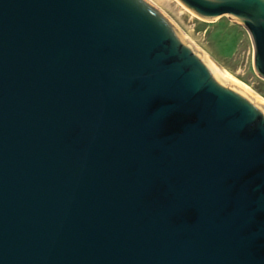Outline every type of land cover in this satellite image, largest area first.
<instances>
[{
    "label": "water",
    "instance_id": "95a60500",
    "mask_svg": "<svg viewBox=\"0 0 264 264\" xmlns=\"http://www.w3.org/2000/svg\"><path fill=\"white\" fill-rule=\"evenodd\" d=\"M179 1L264 79V0ZM0 264H264V104L142 0H0Z\"/></svg>",
    "mask_w": 264,
    "mask_h": 264
},
{
    "label": "rangeland",
    "instance_id": "374dc122",
    "mask_svg": "<svg viewBox=\"0 0 264 264\" xmlns=\"http://www.w3.org/2000/svg\"><path fill=\"white\" fill-rule=\"evenodd\" d=\"M171 5L172 9L167 11L169 17L183 30L191 32L197 44L209 49L230 74L264 98V79L254 67V46L249 31L228 16L209 23L186 7L196 16L191 18L175 1Z\"/></svg>",
    "mask_w": 264,
    "mask_h": 264
},
{
    "label": "bare ground",
    "instance_id": "6f19581e",
    "mask_svg": "<svg viewBox=\"0 0 264 264\" xmlns=\"http://www.w3.org/2000/svg\"><path fill=\"white\" fill-rule=\"evenodd\" d=\"M147 5H149L152 9H154L161 17H163L177 32L178 34L210 65L213 69L215 75L218 80L229 88L241 93L242 95L249 97L253 100L261 102L264 104V98L258 95L255 91H253L250 87L245 85L243 82L239 81L235 78L227 69H225L216 59L215 55L207 49L203 48L197 44L196 38L190 32L183 30L169 15L167 11L172 9V1H175L177 5H179L182 10L186 11L191 18H195L196 16L186 7L181 5L177 0H142ZM219 18H215L213 20H207L209 23H216ZM234 20V19H233Z\"/></svg>",
    "mask_w": 264,
    "mask_h": 264
},
{
    "label": "flooded vegetation",
    "instance_id": "af4514ba",
    "mask_svg": "<svg viewBox=\"0 0 264 264\" xmlns=\"http://www.w3.org/2000/svg\"><path fill=\"white\" fill-rule=\"evenodd\" d=\"M254 60H255V57H254Z\"/></svg>",
    "mask_w": 264,
    "mask_h": 264
}]
</instances>
